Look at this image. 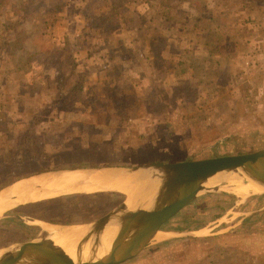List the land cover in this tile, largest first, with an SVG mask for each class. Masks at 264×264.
I'll return each mask as SVG.
<instances>
[{"label":"rangeland","instance_id":"374dc122","mask_svg":"<svg viewBox=\"0 0 264 264\" xmlns=\"http://www.w3.org/2000/svg\"><path fill=\"white\" fill-rule=\"evenodd\" d=\"M79 1L77 0L78 3ZM77 2L0 0V48H3L1 53L5 55L4 59L7 61L9 59L11 69L14 66L13 61L16 62L18 56L29 62V59L33 60L35 52L38 56L34 60L44 59L41 64L50 65L47 54L55 48L51 38L52 34L56 33L51 30V25L62 16L61 13L65 15L68 11L73 13L79 9L76 6ZM123 2L124 0H121V3ZM96 6L97 0H91L86 7V13L91 14L88 18L91 22L88 25L91 26L89 30L83 31L81 24L75 26L77 29L75 37H79L78 43L86 53L96 51L97 42L101 37L99 31L101 27L105 30L104 34L107 33L105 38H114L112 33L119 24L117 16L122 15L120 13L116 18L114 15L112 19L108 15L96 13L94 11ZM123 14L129 16L128 13ZM130 21L133 22L130 17H126L125 25L130 24ZM80 48L81 46L75 45L74 50H82ZM27 49L28 53L22 55ZM28 54H33L32 58ZM53 54L55 56L52 64L58 70V77L49 85L52 89L58 90V100H86L91 103L90 107L94 106L90 109H93L91 115L93 117L95 113L96 120L104 119L106 124V116H111V122H116L105 125L106 129L115 128L111 139H106L111 135L106 138L96 136L90 141V129L95 131L98 128H95V125L91 126L92 121L86 119L90 124L84 123L88 127H82L84 132L80 139L85 148L89 145L90 151L84 156L88 162L96 164L98 160H104L107 165L135 166L152 162L167 163L242 154L264 148V107L260 108L263 102L256 104L259 102L256 96H260L259 100L264 101V94L251 95L249 100L246 96L247 107L235 108V102L241 92L226 89L231 86L228 77H202L194 81L186 77L179 80L178 85L173 86L176 78L170 76V70H166L170 59L165 61L158 58L153 77L146 78L131 73L132 77L121 78V82H117L114 76L101 79L89 75L91 69H87V64L81 62L80 55L75 58L79 65L82 64L81 67L77 65L78 61L71 59V47H58ZM159 59L162 62H159ZM25 60L22 63L23 70L30 67V65L27 67ZM171 60L178 64L174 57ZM15 68H18V65H15ZM78 68L83 70V75L79 74ZM258 80L257 77H247L239 84L252 88ZM216 84L222 87L218 95L205 92V87ZM83 86H88L84 92ZM190 86H197V94L191 91L185 93L177 91L181 88L189 91ZM262 89L263 85L259 91ZM184 95H188L189 104L194 103L192 99L197 95V109L189 106L184 111L183 108L177 110L174 107L175 101H182ZM231 99H234V102H231ZM159 100L168 102L169 109L163 110L158 103ZM242 101L241 99V104ZM54 114L58 118L55 120L58 121L50 128L44 127L37 137L31 135L35 126L18 124L16 118L6 119L0 125V190L16 179L46 165L50 167L61 161L64 163L63 166H70L72 158H83L55 156L52 152L51 155H45L43 148L46 136H50L49 130L53 132L57 130L55 141L58 134L69 133L71 130L81 134V131L75 130L80 127L81 116L63 106ZM118 120L122 122L118 123ZM64 141L57 140L53 149L61 148L60 143ZM53 149L51 151L55 152ZM61 149L62 153H66L67 147ZM51 159L54 163L50 162ZM242 195L217 193L197 197L173 215L163 229L187 232L196 229L198 235L181 237L162 234L165 235L164 238L155 239L140 255L123 264H264V210L248 215V212L264 208V194L254 196L244 194L245 197ZM121 198L120 196L98 198L99 208L97 207L96 211H107L112 206L110 202L117 203ZM89 204L90 200L84 197L76 198V203L70 205L67 200L59 204L53 202L35 207L32 215L46 220L37 223L58 222L62 211L65 215L69 211L71 213L69 217H73L71 211H78L79 216L76 218L79 221L81 215L87 217L90 211ZM33 221L29 218L23 221L16 217L0 219V247L51 233Z\"/></svg>","mask_w":264,"mask_h":264},{"label":"crops","instance_id":"0c3cea01","mask_svg":"<svg viewBox=\"0 0 264 264\" xmlns=\"http://www.w3.org/2000/svg\"><path fill=\"white\" fill-rule=\"evenodd\" d=\"M72 1L77 2V0ZM90 1L80 0L79 3H76L79 9H76L73 13L68 11L65 15L61 13L62 16H59L54 25H51V30L53 29L56 33H53L51 38L52 45L55 48L51 49L50 54H47L49 56V66L44 63L41 64L44 59L34 60L38 56L35 52L34 58H32L33 54H28L33 59L32 61L29 59V62L22 56L21 58L18 56L16 62L13 61L12 70L9 59L8 61L4 59L5 55L1 53L3 48H0V125L6 119L16 118L18 119V124L35 126L31 135L37 137L39 133H42L44 127L50 128L58 121L55 120L58 118L55 117L54 113L61 106L72 110L82 118L79 124L80 127L75 128V130L81 131V134H76L77 132L75 133L74 130H71L69 133L57 135V140H65L60 143V147H64V149L67 147L66 153H62V149L59 147L53 149L56 146L57 140L55 141L54 136L57 130L55 132L49 130L51 137L46 136L45 145L42 143L45 146L43 151H45L46 156L54 153L55 156H83L82 159L72 158L71 161L73 162L70 163V166H63L64 163L62 164L61 161L50 167L46 165L44 168L16 179L0 190L2 193L10 188L23 187L30 176H33V180L29 184L34 180H42L44 184H47L45 187H42L44 185L40 187L33 185L29 190H26L28 185L25 186L26 191L22 194V197L16 193L13 194V192L10 194L9 199L16 200V203H10L8 208L11 207V210L9 212L20 214L24 219L29 218L35 222L44 221L45 219L32 215V210L35 207L48 205L53 202L59 204V202L66 200L70 205L76 203V198L84 197L88 198L91 203L88 206V211L90 210L91 212L89 211L87 217L86 215H81L80 220L77 221L78 211H71L73 217H69L71 214L69 211L66 215L62 211L60 218L57 219L58 222L50 223L77 226L92 224L128 199L133 188H131L129 193H126L109 188L97 189L96 183L105 179L110 181L127 179L126 177L114 178L116 168L140 166L107 165L103 162L104 160H98L95 164L88 162V159H84V156L87 155L86 153L90 151L89 145L85 148V144L80 139L84 132L82 127L87 126L84 125V123H87L86 119L92 121L90 122L91 126L95 125L94 127L99 129H95V131L90 129V141H93L96 136L106 138L111 135L106 138L111 139L115 128L107 127L106 129L105 125L108 126L116 122H111V116H106V124L104 119L96 120L95 113L93 117L91 115L93 109H90L94 108V106L90 107L91 103L86 100H58V90L52 89L51 85H49L51 81H54V78L58 77V70L52 64L53 56H55L53 53L58 47H71V59L78 61L75 56L80 55L81 62L87 64V69H91L88 74L92 77L97 76L101 79H106L114 76L115 81L121 82V78H130L132 77L131 73H135L138 76L150 78L155 75L154 70L157 59L161 58L165 61L170 59L166 70H170V76L174 79L176 78L173 86L178 85L179 80H184L183 78L186 77H189L190 81L202 77H228L231 86L226 87V89L228 91L233 89V91L241 92V97L239 96L235 102V108H239V106L247 107L246 96L249 100L251 95L264 94V0H124L123 3H121V0H97V8L94 9L96 13L108 15L112 19H114L112 17L114 15L115 18L120 13L122 15L117 16L119 24L112 33L114 38H105L107 33L104 34L105 30L101 27L99 30L101 37L99 42H97L96 51L94 49V52L86 53V50L78 43L79 37H75L77 33L75 26L81 24L83 31L90 29L91 26L88 25L91 22L88 18L91 14L88 15L86 13L87 4ZM101 9L102 11L100 12ZM123 13H128L129 16H124L125 14ZM126 17H130L133 22L130 21V24L125 25ZM105 22L107 23V20ZM83 44H85V41ZM75 45L81 46L80 49L82 50H74ZM25 53H28V49L23 51L22 55H26ZM172 57L178 60V64L171 62ZM24 60L27 67L30 65L25 70L22 69ZM158 61L162 62L160 59ZM15 65H18V68H15ZM77 65L82 66V64L79 65V61ZM78 72L79 74H84L80 68H78ZM247 77H257L259 80L254 87L251 88L244 85V88L239 82ZM26 78L29 79L26 80ZM237 85H240V87H237ZM261 85H263V89L259 91ZM87 87H82L83 92L86 91L85 88ZM204 90L216 96L221 92L222 87L216 84L212 87H205ZM50 91L52 94H50ZM177 91L184 93L191 91L197 94V86H190L189 91L183 88ZM256 97L257 101H259L256 104L263 102V104H260V108L264 107V101L259 100L260 96ZM241 99L243 100L242 104ZM181 100L174 103V107L177 110L183 108L185 111L189 106L197 109V95L195 99H192L194 103L191 104H189L188 95H184ZM252 100L254 101V98ZM231 102H234V99H231ZM158 103L161 104L163 110L169 109L168 102L159 100ZM92 104L94 105V103ZM102 109L105 110V108ZM148 117L145 116V118ZM114 119L116 120V118ZM132 120L133 118L130 119V121ZM141 120L143 119L141 118ZM119 122L122 121L118 120ZM66 137L69 138L67 139ZM53 142L54 144H51ZM49 145L52 148L51 146L48 147ZM52 149L55 152L51 151ZM50 162L54 163L53 159ZM148 164L156 163L141 165ZM87 168H104L105 170L97 173L92 172V175L89 173L85 176L82 173L73 171ZM53 173H57L55 174L56 177L53 178L54 180H47V176ZM38 181L36 182L37 184H39ZM74 182L77 183V186L80 185V188L72 186ZM45 188L46 191L49 189L55 190L54 194H51V196L48 194L49 196L47 197L36 195V192H41ZM103 196H120L122 198L117 203L110 202L112 206L107 211H96L98 198ZM113 199L116 200V198ZM7 206L4 207L2 212L8 209ZM8 217L12 216L4 218ZM42 226L44 228V224ZM190 232H197V230L192 229ZM159 234L162 233L159 232Z\"/></svg>","mask_w":264,"mask_h":264},{"label":"water","instance_id":"95a60500","mask_svg":"<svg viewBox=\"0 0 264 264\" xmlns=\"http://www.w3.org/2000/svg\"><path fill=\"white\" fill-rule=\"evenodd\" d=\"M104 170L87 168L73 171L85 176ZM114 173V178L132 179L133 188L128 199L92 223L96 224V228L90 234L83 236L77 225L33 221L40 226L53 225L57 231L0 247V264H123L140 255L159 232L181 237L196 236L199 232L164 230L163 226L187 204L203 195L264 194V148L198 160L120 167ZM55 174L48 175L46 179L54 180ZM32 180L33 176H30L23 187ZM256 184L262 188L254 189ZM72 186H77V183ZM77 187L80 188V185ZM7 201L16 202L11 198ZM175 202H180V206L171 211ZM10 210L11 207L4 210L0 219L12 216L25 220ZM263 210L248 212V215ZM112 223L118 224L117 235L113 242L107 243L104 237ZM60 241L76 252V257L67 254L58 245ZM17 246H20L19 250ZM33 252L35 257L29 256Z\"/></svg>","mask_w":264,"mask_h":264},{"label":"bare ground","instance_id":"6f19581e","mask_svg":"<svg viewBox=\"0 0 264 264\" xmlns=\"http://www.w3.org/2000/svg\"><path fill=\"white\" fill-rule=\"evenodd\" d=\"M97 173V172H96ZM95 173V174H96ZM103 173V172H102ZM101 173V174H102ZM93 173H91L92 175ZM94 174V176H96ZM100 174V173H99ZM105 174H108V173H105ZM109 175V174H108ZM104 176V175H103ZM105 177V176H104ZM98 178V177H97ZM90 180V179H89ZM98 180V179H97ZM104 180V179H103ZM38 180H34L31 184H29L26 188V190H29V188H31L33 185H37L38 187L42 186V187H45L47 184H44V182L42 180L38 181L39 184H37ZM108 181V182H107ZM97 182V181H96ZM49 184V183H48ZM133 180L132 179H124V180H120V181H110V180H107L105 179L104 181H99L98 183H96V186H97V189H100V188H109V189H116V190H120V191H123V192H126V193H129V191L131 190V188L133 187ZM130 186V187H129ZM261 185L259 184H256L254 185V189H261ZM95 189V188H94ZM24 187H20V188H10L9 190L5 191V192H2L0 193V214L2 213L1 211L4 209V207H6L8 205V201L7 199H9L10 197V194L13 192L18 194L19 196L22 197V194L26 191ZM32 191V190H31ZM55 190H47L46 191V188L43 190V191H39V192H36L37 196H42V197H47V196H51V194H54ZM28 193V192H27ZM31 193V192H29ZM49 194V195H48ZM30 195V194H29ZM46 195V196H45ZM34 196V195H33ZM32 196V197H33ZM244 196V195H242ZM36 197V196H35ZM245 197V196H244ZM24 198V197H23ZM41 198V197H40ZM244 199V198H242ZM16 201V200H15ZM243 201V200H242ZM22 202V201H21ZM14 203V202H13ZM16 203V202H15ZM19 204V203H17ZM10 206V203L9 205L7 206V208ZM13 206V205H12ZM180 206V202H175L172 207H171V211H176ZM117 227H118V224L117 223H112V225L109 227V229L107 230V234H105V241L107 243H110V242H113V240L115 239L116 235H117ZM44 228L51 232L50 234H54L56 231H57V228L53 225H50V224H44ZM96 228V224H88V225H79L78 226V229L79 231L83 234V236H87L88 234H90L94 229ZM165 235H160L159 233L157 234V237L155 239H162L164 238ZM58 245H60V247H62L63 249H65L64 251L67 253V254H71L73 255L74 257H76V252H74L73 250H71V248L66 244V243H63V242H59ZM20 249V246H17V250ZM31 257H35V253L33 252L32 255H29ZM58 261H60V259L58 258Z\"/></svg>","mask_w":264,"mask_h":264}]
</instances>
